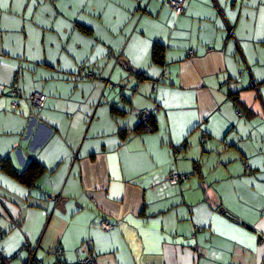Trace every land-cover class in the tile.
<instances>
[{
  "label": "crops",
  "instance_id": "1",
  "mask_svg": "<svg viewBox=\"0 0 264 264\" xmlns=\"http://www.w3.org/2000/svg\"><path fill=\"white\" fill-rule=\"evenodd\" d=\"M25 244L45 264H264V0H3L0 254Z\"/></svg>",
  "mask_w": 264,
  "mask_h": 264
},
{
  "label": "built area",
  "instance_id": "2",
  "mask_svg": "<svg viewBox=\"0 0 264 264\" xmlns=\"http://www.w3.org/2000/svg\"><path fill=\"white\" fill-rule=\"evenodd\" d=\"M187 4V0H169V6L172 9L175 15H179L183 13ZM84 76L87 78H92L93 73L91 71H87L84 73ZM166 75L162 73L159 79L164 78ZM13 84L10 87L9 96H10V108L14 109L18 106V98L21 95V90L17 85V80H14ZM46 95L41 91H33L29 96V101L33 107L36 109H41L45 105ZM139 124L142 126L144 130H150L152 127L151 119L152 114L148 110H140L138 112ZM32 118L31 120H33ZM205 139V137H203ZM187 175L177 173V172H169L167 174V181L171 184H176L181 180L185 179ZM99 225L104 230H111L114 226L111 222L106 219H102L99 221ZM29 252V257L24 262V264H45L40 258L36 256L35 248L32 246H28L27 244L23 245L21 248ZM193 249L196 252L197 259H204L207 257V251L200 246H193ZM60 252H56V260L50 264H97L92 256H86L79 258L74 262H66L65 260L60 259ZM11 257H5L0 254V264H11ZM228 264H236V263H228Z\"/></svg>",
  "mask_w": 264,
  "mask_h": 264
},
{
  "label": "trees",
  "instance_id": "3",
  "mask_svg": "<svg viewBox=\"0 0 264 264\" xmlns=\"http://www.w3.org/2000/svg\"><path fill=\"white\" fill-rule=\"evenodd\" d=\"M162 58H163V46L161 44L155 43L153 46L151 59L154 63H160L161 64ZM152 120L153 119H151V124L153 123ZM34 160L35 159H32L31 162L29 163V165L22 171H17L16 169L11 168L9 166L10 163L8 162V160L6 158L1 160V167H2V169L10 172L12 175H14L16 178H18L24 184L29 185V183H31L32 178L34 179L36 176H39L43 172L42 168L39 167L38 170L41 173H36V174L32 175L33 171H31V169H30L31 166L34 168L38 164L41 165L40 163H38L35 160L37 162L36 163Z\"/></svg>",
  "mask_w": 264,
  "mask_h": 264
},
{
  "label": "snow or ice",
  "instance_id": "4",
  "mask_svg": "<svg viewBox=\"0 0 264 264\" xmlns=\"http://www.w3.org/2000/svg\"><path fill=\"white\" fill-rule=\"evenodd\" d=\"M3 4V0H0V5H2Z\"/></svg>",
  "mask_w": 264,
  "mask_h": 264
},
{
  "label": "rangeland",
  "instance_id": "5",
  "mask_svg": "<svg viewBox=\"0 0 264 264\" xmlns=\"http://www.w3.org/2000/svg\"><path fill=\"white\" fill-rule=\"evenodd\" d=\"M45 261V260H44ZM46 262V261H45ZM202 264H209V263H202Z\"/></svg>",
  "mask_w": 264,
  "mask_h": 264
}]
</instances>
